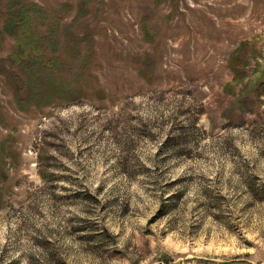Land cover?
<instances>
[{
	"label": "rangeland",
	"instance_id": "obj_1",
	"mask_svg": "<svg viewBox=\"0 0 264 264\" xmlns=\"http://www.w3.org/2000/svg\"><path fill=\"white\" fill-rule=\"evenodd\" d=\"M0 264H264V0H0Z\"/></svg>",
	"mask_w": 264,
	"mask_h": 264
}]
</instances>
